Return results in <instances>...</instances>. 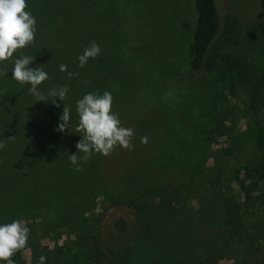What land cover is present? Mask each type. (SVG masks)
<instances>
[{
    "label": "rangeland",
    "instance_id": "rangeland-1",
    "mask_svg": "<svg viewBox=\"0 0 264 264\" xmlns=\"http://www.w3.org/2000/svg\"><path fill=\"white\" fill-rule=\"evenodd\" d=\"M219 6L221 31L239 51L264 17V0ZM26 10L37 20L35 40L14 57H35L32 67L49 74L44 93L68 86L70 126L57 130L63 101H36L30 85L11 79V59L3 62L0 223L22 219L30 229L22 255L35 258L37 245L54 263L96 264L98 246L103 264H264V214L235 180L260 159L261 112L247 110L230 76L190 70L194 0H27ZM93 41L107 78L89 90L77 57ZM104 91L133 129L131 147L78 158L77 170L69 160L81 139L74 105Z\"/></svg>",
    "mask_w": 264,
    "mask_h": 264
},
{
    "label": "clouds",
    "instance_id": "clouds-1",
    "mask_svg": "<svg viewBox=\"0 0 264 264\" xmlns=\"http://www.w3.org/2000/svg\"><path fill=\"white\" fill-rule=\"evenodd\" d=\"M27 0H0V75L8 76L9 71L3 62L11 59V79L20 84L30 85L28 91L36 101L51 102L59 107L57 99L63 101L69 93L67 85L53 87L44 93L40 89L42 82L49 79V74L40 66L32 67L35 57L22 52L14 57L18 49H24L32 44L37 32L36 17L26 10ZM101 49L95 42L84 48L83 53L77 57L78 66L84 68L89 59H95ZM61 72L67 71V65L60 64ZM75 75L68 72V76ZM78 124L76 133L81 139L76 143L78 153L69 156L71 164L77 165L78 158L87 160L93 153L109 155L119 145L123 148L131 147L130 140L134 135L133 129L123 127L119 114L113 111V96L111 92L102 94L88 92L76 101ZM70 126V108L65 104L59 118L57 130L63 132ZM147 137H141V143H146ZM5 143L0 141V149ZM83 154V155H80ZM30 229L22 219L12 220L10 223H0V264H15L12 259L14 253L24 249L29 239ZM38 264H46V257L41 255Z\"/></svg>",
    "mask_w": 264,
    "mask_h": 264
},
{
    "label": "trees",
    "instance_id": "trees-1",
    "mask_svg": "<svg viewBox=\"0 0 264 264\" xmlns=\"http://www.w3.org/2000/svg\"><path fill=\"white\" fill-rule=\"evenodd\" d=\"M197 12V25L194 30L189 50V68L193 73H220L230 76L233 83L244 90L247 96V110L260 111L262 123L256 135V145L260 150V159L254 164L238 171L235 177L245 199L257 205L264 214V189L251 190L249 182H264V17L257 20L252 35L239 51L232 47L230 35L222 32V17L219 0H194ZM232 29V27L229 26ZM238 42L235 41V44ZM95 59H89L82 69L84 82L89 90L106 80L99 73ZM64 76H68L65 74ZM68 79V78H67ZM68 81H71L69 78ZM76 105H74V110ZM76 112V110H75ZM27 247H29L27 245ZM35 258L28 260L22 255V249L14 253L15 264H38V257H46V264H66L60 260L57 263L49 261V252L40 250L33 245ZM96 258L93 262L103 264L101 251L94 248Z\"/></svg>",
    "mask_w": 264,
    "mask_h": 264
},
{
    "label": "water",
    "instance_id": "water-1",
    "mask_svg": "<svg viewBox=\"0 0 264 264\" xmlns=\"http://www.w3.org/2000/svg\"><path fill=\"white\" fill-rule=\"evenodd\" d=\"M115 227L118 230H123L126 227V222L123 218H119L117 219V221L115 222Z\"/></svg>",
    "mask_w": 264,
    "mask_h": 264
}]
</instances>
